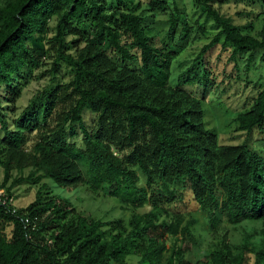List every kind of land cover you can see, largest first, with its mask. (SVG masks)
Wrapping results in <instances>:
<instances>
[{
    "label": "trees",
    "instance_id": "trees-1",
    "mask_svg": "<svg viewBox=\"0 0 264 264\" xmlns=\"http://www.w3.org/2000/svg\"><path fill=\"white\" fill-rule=\"evenodd\" d=\"M222 1L195 0L219 32L174 87L169 81L175 53L156 41L150 17L139 13L134 0H5L0 5V188L13 172L31 169L13 183L49 178L60 188L75 189L88 182L132 207L151 208L133 217L129 232L121 226L109 232L103 228L111 223L89 220L67 200L43 199L39 192L16 214L0 207V264H128L130 255L140 257L137 264H191L184 258L191 243L164 262L165 245L157 238L170 233L189 242L195 219L182 227L184 216L177 212L173 224L160 222L171 207L184 203L186 193L208 213L213 229L222 220L263 223L260 247L248 251L246 243L235 252L224 239L209 251L211 264H244L245 256L264 264L263 154L246 144L219 143L217 133L206 128L202 99L187 90L212 86L214 74L202 58L222 41L234 56L249 53L252 62L262 52L264 58V28L259 37L244 34L213 7ZM148 6L153 12L168 8L163 0ZM53 18L57 24L50 38ZM176 29L174 22L171 39ZM48 47L55 51L53 72L62 62L73 78L51 87L10 124L8 110ZM261 85L253 107L239 114L237 123L241 132L258 130L264 136ZM86 112L95 115L90 129ZM77 127L82 146L69 141L78 135Z\"/></svg>",
    "mask_w": 264,
    "mask_h": 264
},
{
    "label": "rangeland",
    "instance_id": "rangeland-1",
    "mask_svg": "<svg viewBox=\"0 0 264 264\" xmlns=\"http://www.w3.org/2000/svg\"><path fill=\"white\" fill-rule=\"evenodd\" d=\"M4 1L0 0V5ZM150 1L134 0L141 5L139 13L150 17L147 23H149L156 41L164 43L175 53L169 81L174 87L177 86L179 77L193 70L202 49L215 38L219 28L207 16L205 10L197 6L195 0H163L168 4L167 10L155 12L151 11L148 6ZM212 5L221 15L231 18L244 34L259 37L264 28L263 3L256 0H223L214 2ZM174 22L177 23V29L174 39H171L169 30ZM56 24L57 20L53 18L50 21L48 33L50 38L55 35ZM222 43L223 41L209 50L202 58L214 74L215 80L212 86L204 90L198 85H190L187 90L202 99L206 128L217 133L219 143L224 145L246 144L261 152L264 157V141L260 138L264 136H261L258 130L251 134L241 132L237 123L238 115L253 107L262 90L261 83H264L263 53H256L252 62H249V53L234 56L232 48L225 47ZM47 49L41 66L29 74V82L24 85L22 95L13 111L8 110L7 120L10 124L51 87L67 84L73 78L71 68L62 62L59 63L58 72H53V64L56 60L55 51L50 50V47ZM3 107L6 108L4 103ZM94 119L95 115L90 112L85 113L88 129L94 125ZM77 130L78 135L70 137L69 141L82 146L84 135L80 127H77ZM3 136L4 132L0 124V138ZM30 172L31 169L13 172L11 180L5 187L6 191L10 189L8 192L14 196L15 205L19 209H26L35 202L37 194L42 192L43 199L67 200L76 211L89 220L111 223V227L103 228L109 232H112V229L117 226L124 227L129 232L133 227V217L145 214L151 209L147 206L132 207L119 198L94 190L88 182L75 189L60 188L49 178H44L40 182L25 180L21 184L13 183L20 177H28ZM138 174L142 177L140 171ZM3 181L4 171L0 167V187ZM168 212L170 215L163 214L160 217V222L166 219L168 224H173L175 213L182 212L184 216L182 227L191 218L196 220V225L191 228L192 234L188 239L189 242L185 241L181 235L167 233L164 237L157 236L159 242L165 245L164 262L172 256L173 252L187 246L188 243H191L190 249L184 258L191 264H211L209 251L224 239L228 241L235 252H238L246 243L248 251L260 247L263 229V223L260 220L244 221L236 225L222 220L213 229L208 213L199 208L189 193H186L184 203L178 207H171ZM249 256L252 254L249 253ZM139 259L140 257L137 255H130L127 258V263L137 264ZM244 264H253V260L249 262L245 256Z\"/></svg>",
    "mask_w": 264,
    "mask_h": 264
},
{
    "label": "built area",
    "instance_id": "built-area-1",
    "mask_svg": "<svg viewBox=\"0 0 264 264\" xmlns=\"http://www.w3.org/2000/svg\"><path fill=\"white\" fill-rule=\"evenodd\" d=\"M0 207L8 211L11 210L13 214H16L19 210L15 205L14 196L6 191L5 188H0ZM25 223L30 224V219L26 218Z\"/></svg>",
    "mask_w": 264,
    "mask_h": 264
}]
</instances>
